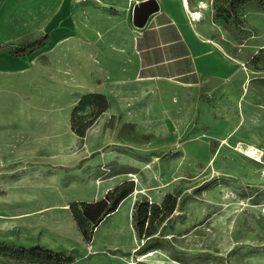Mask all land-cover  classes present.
Segmentation results:
<instances>
[{"label": "rangeland", "instance_id": "obj_1", "mask_svg": "<svg viewBox=\"0 0 264 264\" xmlns=\"http://www.w3.org/2000/svg\"><path fill=\"white\" fill-rule=\"evenodd\" d=\"M205 1L201 31L244 65L212 96L120 75L129 13L72 0L69 38L41 11L23 8L16 28L7 11L0 42L58 39L1 51L0 264H264V6ZM51 9L61 16L62 0ZM87 91L107 106L75 113L79 135L71 107ZM120 195L86 238L69 206L97 216Z\"/></svg>", "mask_w": 264, "mask_h": 264}, {"label": "crops", "instance_id": "obj_2", "mask_svg": "<svg viewBox=\"0 0 264 264\" xmlns=\"http://www.w3.org/2000/svg\"><path fill=\"white\" fill-rule=\"evenodd\" d=\"M55 2L56 0H0V38L6 37L3 30L8 29L7 11L14 12L10 22L13 23L11 26L16 28V18L19 17L17 13H21L27 6L30 7L32 19L35 18L33 13L38 11H41L43 16L45 14V17H52L53 21L48 26L50 28L62 22V32L71 38L75 26L72 27L70 21L64 18L69 12L72 0H62L61 16L48 13L54 11L51 7ZM95 2L104 8H110L118 13H129L131 16L133 29H128L129 37L123 57L126 64L118 65L121 68L118 73L123 77L170 82L191 87L199 94L212 96L221 92L226 93V89L230 88L228 84L244 72V65L240 61L229 56L214 39L201 31L205 0H95ZM135 9L139 19L144 11L150 12L143 25L135 24ZM45 35L49 38L43 46L25 55L13 54L12 49L42 39ZM56 36L46 30L41 36L21 46L0 42V56L4 49L17 58L30 56L54 44L58 39ZM263 48L264 45L260 49ZM88 93L104 95L101 91L81 93L71 107V112L80 98ZM238 97H241V94ZM112 212L103 216L98 224Z\"/></svg>", "mask_w": 264, "mask_h": 264}, {"label": "trees", "instance_id": "obj_3", "mask_svg": "<svg viewBox=\"0 0 264 264\" xmlns=\"http://www.w3.org/2000/svg\"><path fill=\"white\" fill-rule=\"evenodd\" d=\"M250 0H234L233 4H232V10L235 11V5L239 4V3H246ZM256 2L262 6H264V0H256ZM48 35H45L42 39L36 40L30 44L24 45L20 48H14L12 49L13 54L15 55H25L28 54L30 52H32L33 50L43 46L45 44V42L48 40ZM95 104L97 107V113L95 114V116H97V114H99L100 112H102L105 107H106V100L104 95L102 94H98V93H88L83 95L80 100L78 101V103L76 104V106H74L73 110H72V127L76 128V125L81 124V121L83 119V117H80L79 120L75 119V113L80 112L83 108L89 106V105H93ZM82 126V124H81ZM84 127V125H83ZM82 127V129H83ZM78 130L76 128V132L79 135L83 134V130ZM124 195H120L119 197H116L112 202L108 203L107 205L105 204V202L103 200H101L99 203H101V205L103 206V211L101 214H91L89 213V209H88V203L85 202H80L79 204L77 202H73L70 205V209L73 215V218L75 219L79 230L82 232V234L88 238L89 236V231H88V220H94V222L96 223L98 220H100L103 216H105L106 214L112 212L117 203L121 200V198ZM98 204V203H95ZM81 206V207H79ZM94 223V225H95ZM36 250L40 251V247L35 246ZM8 247L5 243L0 242V252H5L8 253ZM40 253V252H39ZM35 256H43L44 259H50L52 260L53 257L55 256L53 253H51L50 250H44L42 251L39 255L38 252H34ZM44 259H42L44 261ZM60 260H64L63 257H57L56 261H60Z\"/></svg>", "mask_w": 264, "mask_h": 264}, {"label": "water", "instance_id": "obj_4", "mask_svg": "<svg viewBox=\"0 0 264 264\" xmlns=\"http://www.w3.org/2000/svg\"><path fill=\"white\" fill-rule=\"evenodd\" d=\"M142 4V3H141ZM150 12L144 11V13L141 15V18L139 19L136 15V9L134 10V22L136 25L140 26L143 25L145 18Z\"/></svg>", "mask_w": 264, "mask_h": 264}, {"label": "bare ground", "instance_id": "obj_5", "mask_svg": "<svg viewBox=\"0 0 264 264\" xmlns=\"http://www.w3.org/2000/svg\"><path fill=\"white\" fill-rule=\"evenodd\" d=\"M248 153H251V152H248ZM247 154V153H246ZM248 155V154H247ZM148 254H150V252L148 253Z\"/></svg>", "mask_w": 264, "mask_h": 264}, {"label": "built area", "instance_id": "obj_6", "mask_svg": "<svg viewBox=\"0 0 264 264\" xmlns=\"http://www.w3.org/2000/svg\"><path fill=\"white\" fill-rule=\"evenodd\" d=\"M195 14V13H192V15Z\"/></svg>", "mask_w": 264, "mask_h": 264}]
</instances>
